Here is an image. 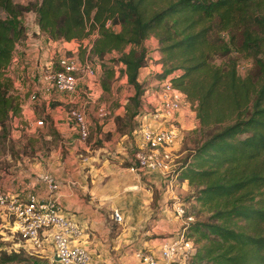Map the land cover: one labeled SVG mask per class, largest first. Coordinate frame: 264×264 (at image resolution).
Returning a JSON list of instances; mask_svg holds the SVG:
<instances>
[{
  "label": "trees",
  "instance_id": "trees-1",
  "mask_svg": "<svg viewBox=\"0 0 264 264\" xmlns=\"http://www.w3.org/2000/svg\"><path fill=\"white\" fill-rule=\"evenodd\" d=\"M32 12L38 31L52 40L81 43L95 32L88 60H98L100 85L114 66L133 88L116 130L137 128L146 85L162 79L193 106L198 135L181 158L178 179L191 187L205 217L188 223L194 252L186 264H264V0H0V150L7 152L9 121L20 100L8 75L14 47L25 38L20 17ZM109 21L116 29L106 27ZM152 36L160 72L138 82L145 66L143 42ZM78 44V48H80ZM245 61L243 74L238 68ZM44 121L49 120L47 118ZM125 128V129H123ZM191 214V211H185ZM21 249H0V264H35Z\"/></svg>",
  "mask_w": 264,
  "mask_h": 264
},
{
  "label": "crops",
  "instance_id": "crops-1",
  "mask_svg": "<svg viewBox=\"0 0 264 264\" xmlns=\"http://www.w3.org/2000/svg\"><path fill=\"white\" fill-rule=\"evenodd\" d=\"M28 40V46L39 45L35 39ZM61 42L64 50L74 52V41ZM54 43L51 42V48ZM17 44L14 50L20 49ZM146 45L155 48V39L147 38L143 42V46ZM38 49L42 55L47 52L39 46ZM27 50L31 52L32 49L28 47ZM157 53L154 51L152 54L153 64L145 63L139 69L138 82L160 72ZM76 90H80L78 86ZM152 90L149 89L147 93ZM84 92L80 91L83 96L81 102L77 101L76 104L86 112L85 104L93 102L94 95L92 92ZM100 92L95 90V94ZM76 96V92L69 97L62 95L70 101ZM68 99L61 100L59 97L61 102L53 109L44 105L49 123L45 121L43 126L36 125L39 119H35V111L29 106V101L19 104V114L8 123L7 137L11 143L17 144L20 141L26 153L20 158L23 167L12 175L4 176V187L10 193L23 189L42 192L44 185L38 177L43 173L49 174L58 185L56 196L61 213L69 216L80 230L76 242L87 249L90 256L88 264H141L134 256L135 250L145 249L155 254L159 239L173 234L180 227L181 223L174 215L173 207L180 201L177 193H180L185 183H182L178 191L176 188L168 191L158 173L133 166L132 152L138 146L136 134L131 132L129 135H119L114 131V117L122 115V106L108 109L105 116L97 120L98 126H101L100 131L109 132L112 136L111 142L102 140L100 148L93 149L89 137L81 141L74 124L67 117V110H64L70 107L66 103ZM142 102H146L148 107L140 103L139 113L133 118L134 123L141 119L140 113L153 107V96L148 94ZM194 118L193 109L182 107L175 120L181 129L189 130L194 127ZM86 121L90 128V122ZM93 138L100 139L101 135L96 134ZM176 146H173L175 150ZM176 153L182 155L180 150ZM150 185L155 188L157 195L152 207ZM113 211L120 214V222L113 220ZM0 228L13 231L10 221L4 218H0ZM7 238L13 239V233H9ZM42 242L39 249L24 243L21 250L49 261L53 253L48 232L42 234Z\"/></svg>",
  "mask_w": 264,
  "mask_h": 264
},
{
  "label": "built area",
  "instance_id": "built-area-1",
  "mask_svg": "<svg viewBox=\"0 0 264 264\" xmlns=\"http://www.w3.org/2000/svg\"><path fill=\"white\" fill-rule=\"evenodd\" d=\"M105 26L112 25L107 21ZM95 35L93 32L86 38L90 39L86 50ZM153 49L156 51V47ZM95 74L94 66L68 53L57 57L54 65L44 69L41 82L46 91L72 96L79 82L91 79ZM152 89L148 93L145 91L143 98L146 99L148 94L152 95L153 107L140 113L141 119L136 123L137 128L132 131V134H136L138 143L132 152V162L135 168L158 173L169 191L172 184L178 180L177 167L180 163L177 160L180 156L173 148L178 132L175 117L182 106L187 105V101L167 78L162 79L157 88ZM28 98L35 101L38 97L31 93ZM66 113L74 124L79 139L86 140L88 124L83 111L72 107ZM105 114L104 109L100 107L97 115L103 118ZM145 115L147 118L143 119ZM41 123V120L36 121V125ZM38 179L44 185L42 192L23 189L10 193L0 188V218L10 221L13 234L20 238L22 244L28 243L34 249L42 247V234L48 232L53 253L49 264H88L90 256L87 249L76 242L80 234L79 228L69 216L61 213L56 196V180L46 173L39 175ZM173 212L181 223L180 228L173 234L159 239L155 254L145 249L135 250L134 256L141 264H186L190 259L194 246L185 236V227L193 221V216L185 214L181 202L175 203ZM112 218L116 222L121 221L117 211L112 212Z\"/></svg>",
  "mask_w": 264,
  "mask_h": 264
},
{
  "label": "rangeland",
  "instance_id": "rangeland-1",
  "mask_svg": "<svg viewBox=\"0 0 264 264\" xmlns=\"http://www.w3.org/2000/svg\"><path fill=\"white\" fill-rule=\"evenodd\" d=\"M27 0H19L21 3H25ZM21 23L24 26L25 29V38L21 40L17 45H19L20 49L14 50V53L12 55V61L8 68V75L12 79V85H13V91L18 96L20 100V104L29 101V106L34 109L35 111V119H39L42 121L41 125H44V119L46 118V114L48 111H44V105L46 104L48 109H53L54 107L58 106L61 101L60 99H68L63 98L62 95L55 93L53 91H46L42 85L41 82V76L45 68L49 67L50 65H54L57 57L68 54L73 55L78 60H86L88 63H90L92 66L96 68V74L91 79H84L81 82L77 84L78 89L76 90V98L70 101L69 99L66 101L68 103V108H64V110H68L72 107H78L77 101L81 102V97L83 96L80 94V91H85L84 93L92 92L93 102H90L88 104H85L86 112H83L85 115L86 120L90 122L91 126L89 128L88 126V137L89 141L91 142V148L97 149L100 148L103 142H111L112 136H110L109 132H102L100 131V127L98 126V121L100 120L99 115H97L98 109L102 107L104 111L106 112L108 109L116 108L118 106L123 105V100L133 93V88L130 84H128L124 78V76L119 72L120 65L113 64L109 59L116 57L117 53L112 52L111 54L107 55L105 59L103 60V63L107 67L114 66V76L112 75L110 78L105 79L106 89L108 91H104V88L100 85V80L102 78V73L99 68V62L96 59H93L92 61H88L83 54L80 52V50L90 43V39H84L81 43H77L74 41V46H72V49H74V52L70 54V51L64 50V47L62 46V40H52L49 38H45V34L38 32L37 26L34 23V16L32 12L24 13L20 17ZM111 29H116V26L112 25L110 27ZM152 39H154L152 36H150ZM30 38L31 40L35 39L37 42H39V47L46 50L47 52L44 53V55L40 54V50L37 47L28 46L27 43L30 41L28 40ZM54 41V47L51 48L50 44ZM156 43V42H155ZM78 44H80V48H78ZM31 48V52L27 50V48ZM36 48V49H35ZM51 48V49H50ZM145 50V62L147 64H153L154 60L152 59V54L155 51L151 45L143 46ZM50 49V50H49ZM28 51V52H27ZM35 51H37V56L35 55ZM39 51V52H38ZM53 51V52H52ZM157 51V49H156ZM159 56V53H157ZM159 59V58H158ZM249 66V62L245 61L243 66H240L238 68L239 74H243L245 69ZM161 70V68H160ZM146 81L148 84L149 79L140 80V82ZM153 88L151 87V84L146 85L145 91H149V89ZM95 90L101 92L99 94H95ZM34 93L38 97L35 101L29 100L28 96ZM69 97V96H68ZM144 100L143 95L141 96V103L145 105L147 108L146 102H142ZM70 101V102H69ZM187 101V100H186ZM82 102L84 103L85 100ZM187 107L190 109H193V106L189 104L187 101V105L182 106ZM66 112V111H65ZM195 113V112H194ZM195 119V120H194ZM193 119V126L189 130L181 129L180 126H178V132H177V141H176V150L181 151L182 155L177 160L181 162V158L185 157L190 153L191 148L195 145V142L198 138V135L195 133H192V130L197 129L198 124L196 118ZM97 122V123H96ZM114 122V121H113ZM130 123L133 122V118L130 120ZM115 126V123H114ZM125 129V128H123ZM117 134L120 135V133L116 130H114ZM100 134L101 138L94 140V135ZM87 142V141H86ZM10 147L7 148V152L4 153V150H0V188L6 189L4 187V184H6L5 181H3V178L7 174H14L18 169L22 168V162L20 160L21 155L26 153L25 146L22 145L19 142L17 144L10 143ZM8 156V158H6ZM122 164V163H121ZM15 179V178H14ZM15 181V180H14ZM13 181V182H14ZM182 183H185V186H183V189L180 191V193H177V196L179 197V200L182 201L183 198L188 195L191 191V187L187 185L185 181H180L179 179L176 180L174 184H172V188L169 191L174 190L176 188V191L180 190V187ZM151 186V201L150 206L155 205V201L157 198L156 190L155 188ZM178 201V203H180ZM183 208L185 211H191L193 218L196 220H201L205 217V213L203 211H198V205L194 202L188 201L183 202ZM181 226V224H180ZM180 228V227H179ZM7 232V233H6ZM14 233L12 230H8L5 228H0V249H4L6 251H9L11 249H23L21 245L22 242L20 238H17L15 234H13V239H9L8 234ZM28 253V252H27ZM29 254V253H28ZM26 254L24 252V256L35 264H49V261H47L44 257H38L34 253ZM89 262V261H88Z\"/></svg>",
  "mask_w": 264,
  "mask_h": 264
}]
</instances>
